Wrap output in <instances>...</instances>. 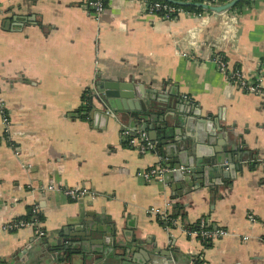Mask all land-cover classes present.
Returning <instances> with one entry per match:
<instances>
[{
  "label": "crops",
  "instance_id": "0c3cea01",
  "mask_svg": "<svg viewBox=\"0 0 264 264\" xmlns=\"http://www.w3.org/2000/svg\"><path fill=\"white\" fill-rule=\"evenodd\" d=\"M85 1L0 0V264H60L54 237L64 227L78 231L81 200L43 189L49 184L91 188L95 196L83 199L84 209L93 221L102 217L94 227L106 233L93 237L103 238L107 251L130 248L129 260L160 256L158 249L175 256L174 264H264V0L170 20L145 12L143 0H111L96 18ZM218 52L230 68L258 79L262 93L225 78L209 60ZM104 81H129L137 95L166 83L184 103L183 111H166L177 118L167 125L185 137L189 155L193 149L204 161L226 139L251 161L216 190L182 197L175 171L145 181L138 171L178 162H168L156 143L145 152L124 145L125 125L105 113L106 103L93 99L90 114L80 116L84 92H98ZM184 163L178 166L189 167ZM168 201L175 224L147 212ZM33 205L44 237L29 227L2 230ZM200 217L228 234L210 242L188 234Z\"/></svg>",
  "mask_w": 264,
  "mask_h": 264
},
{
  "label": "water",
  "instance_id": "95a60500",
  "mask_svg": "<svg viewBox=\"0 0 264 264\" xmlns=\"http://www.w3.org/2000/svg\"><path fill=\"white\" fill-rule=\"evenodd\" d=\"M163 1L180 6L194 5L204 10L219 13L229 10L239 0H229L222 4H209L204 1ZM135 91L129 81H104L98 89V92L103 93L102 98L104 101L101 102L94 95L93 99L101 104L106 103L114 112V116L125 126L131 129L138 127L146 129L149 139L156 143L155 150L158 151L161 148V152L168 158V162H178V165L186 162L184 164L189 166V172L175 171L179 175L177 180L179 179L182 183V185H179L181 193L177 192L179 197L204 188L216 190L215 186L225 184L224 181L236 173L233 169H239L241 164L251 161L249 153L239 152L237 154L239 147L230 146L229 148L226 139L221 148L216 147L214 153L204 161H200L193 149H191V154L189 155L185 137L183 135L181 137L180 135H175L174 128L167 125L168 120L175 118L173 116L171 119L168 116V112L172 109L183 111L184 108V103L175 98L177 94L171 90L169 91L166 88V83H163L160 87L143 89L138 95ZM166 111L168 112L166 113ZM175 119L177 120V118ZM178 165L176 167H179ZM213 177L220 178V181L214 183L211 180ZM79 203L81 209L77 214V220H74L78 231L69 233L68 227H64L54 237L56 252L53 256L60 264H108L110 263L108 262L109 258H112L111 264H174V261H176V257L170 255L169 251L161 252L158 249L154 251L159 252L160 256L146 253L145 259L143 258L140 261L138 256L135 255L130 260L127 259V254H129L130 250L127 247L121 252L114 251L111 248H109V251L104 248L101 249L105 243L104 239L100 240L99 237H93V235L100 232L106 234L102 225L94 227V221L103 224V219L102 217H96L93 221L87 218L91 214L84 209L83 200L79 201ZM177 206V203H173V207L177 208ZM110 235L115 237L114 225ZM43 241L46 242V239ZM112 244L113 247L117 245L115 241Z\"/></svg>",
  "mask_w": 264,
  "mask_h": 264
},
{
  "label": "built area",
  "instance_id": "2783aa9c",
  "mask_svg": "<svg viewBox=\"0 0 264 264\" xmlns=\"http://www.w3.org/2000/svg\"><path fill=\"white\" fill-rule=\"evenodd\" d=\"M111 0H86L84 3L85 9L91 12L96 18L104 11L106 4ZM180 1H192V0H180ZM205 2V1H204ZM143 10L149 14H157L163 19H175L182 13H188L191 16L198 17L201 13L191 12L184 10L182 6L169 3L163 0H143ZM237 10L234 9V12ZM186 55V54H184ZM212 61L218 71L224 75L225 78L234 82L241 90L252 93L261 94L262 87L258 79H247L239 69L229 67L227 59L221 53H214L209 58ZM92 94L96 96L101 102H103V93L93 91ZM105 113L114 116V112L108 107H105ZM3 124L5 125V131L9 132L10 121L3 115ZM121 139L128 147H135L140 152L150 151L154 149V143L149 139L147 131L136 128L131 129L127 126H123L120 131ZM18 151L16 150V153ZM180 171L182 173L189 172V168L186 166L174 167L164 163H158L147 169H143L137 172V175L143 178L145 181H164L165 177L174 171ZM43 189L48 191H61L65 197L71 200H83L85 198L93 199L95 192L84 184H75L72 186H59L55 184H49ZM170 201L166 203V209L158 207H150L147 212L149 214L157 215L158 219L162 223L175 224L176 221L170 216L169 207ZM30 216L28 218H15L5 222L2 225L3 231H13L22 227L32 228L37 237L42 238L45 236V230L42 226V219L38 205H33L30 208ZM248 220L254 222L253 215L248 216ZM194 228L187 229L186 232L191 235H196L204 242L214 241L218 238L224 237L228 234V230L224 228L212 227L210 222L205 217L200 219L195 224Z\"/></svg>",
  "mask_w": 264,
  "mask_h": 264
},
{
  "label": "trees",
  "instance_id": "16d2710c",
  "mask_svg": "<svg viewBox=\"0 0 264 264\" xmlns=\"http://www.w3.org/2000/svg\"><path fill=\"white\" fill-rule=\"evenodd\" d=\"M202 1L203 0H192V2H202ZM227 1H229V0H206L205 2H207L209 4H222V3H225ZM250 1L251 0H239L230 9H237L239 7H242L245 4H249ZM182 8L184 10L191 11V12H202V11H204V9H202L200 7H197V6H194V5L182 6ZM92 99H93L92 91L91 90L85 91L83 96H82V100H83L84 103L79 109V113L81 114L80 116L86 117V116H88L90 114V111H91V108H92V103H91ZM145 131H147V130L145 129ZM123 143H124V145H126L125 142H123ZM30 208H29V210L27 211V213L25 215L21 216V218H28L30 216V212H29ZM39 217L42 219L41 215H39ZM195 226L196 225H193L192 228H194Z\"/></svg>",
  "mask_w": 264,
  "mask_h": 264
}]
</instances>
